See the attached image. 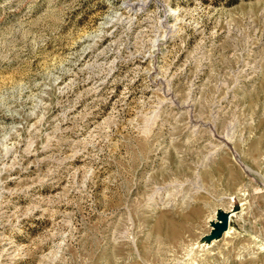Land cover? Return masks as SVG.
Returning <instances> with one entry per match:
<instances>
[{
  "label": "rangeland",
  "instance_id": "rangeland-1",
  "mask_svg": "<svg viewBox=\"0 0 264 264\" xmlns=\"http://www.w3.org/2000/svg\"><path fill=\"white\" fill-rule=\"evenodd\" d=\"M230 1L0 0V264H264V0Z\"/></svg>",
  "mask_w": 264,
  "mask_h": 264
},
{
  "label": "water",
  "instance_id": "water-1",
  "mask_svg": "<svg viewBox=\"0 0 264 264\" xmlns=\"http://www.w3.org/2000/svg\"><path fill=\"white\" fill-rule=\"evenodd\" d=\"M218 220H220V222L217 221L214 224V228L212 229V234L215 237H219L223 232L227 230L228 227V217L225 213H219Z\"/></svg>",
  "mask_w": 264,
  "mask_h": 264
},
{
  "label": "bare ground",
  "instance_id": "bare-ground-1",
  "mask_svg": "<svg viewBox=\"0 0 264 264\" xmlns=\"http://www.w3.org/2000/svg\"><path fill=\"white\" fill-rule=\"evenodd\" d=\"M218 222H220V220H217Z\"/></svg>",
  "mask_w": 264,
  "mask_h": 264
},
{
  "label": "trees",
  "instance_id": "trees-1",
  "mask_svg": "<svg viewBox=\"0 0 264 264\" xmlns=\"http://www.w3.org/2000/svg\"><path fill=\"white\" fill-rule=\"evenodd\" d=\"M232 1H233V0H232ZM232 1H230V3H231Z\"/></svg>",
  "mask_w": 264,
  "mask_h": 264
}]
</instances>
